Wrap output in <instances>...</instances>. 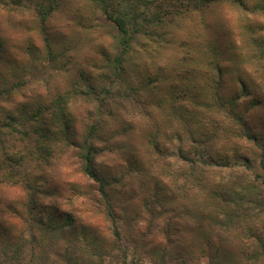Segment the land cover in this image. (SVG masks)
Returning <instances> with one entry per match:
<instances>
[{
	"label": "rangeland",
	"instance_id": "rangeland-1",
	"mask_svg": "<svg viewBox=\"0 0 264 264\" xmlns=\"http://www.w3.org/2000/svg\"><path fill=\"white\" fill-rule=\"evenodd\" d=\"M152 1L154 7L143 13L157 22L142 32L130 23L127 67L106 79L99 77L107 63L102 52L112 59L122 48L113 39L120 36L118 30L101 9L63 0L66 5L42 24L38 9L46 0H0V79L12 75L18 78L15 85L25 84L16 87L7 107L34 105L36 97L46 104L80 72L88 84L110 91L79 96L72 108L80 137L93 123L100 125L90 142L102 151L97 170L107 180L115 178L106 189L112 208L90 193L97 184L82 175L73 153L50 165L28 159L16 171L20 175L30 169L41 189L39 205H45L48 216L70 213L75 226L90 225L89 232L106 239L117 226L122 253L127 249L136 264L140 259L159 264L163 249L166 264L181 254L189 258L187 264H213L212 259L249 264L246 256L264 234V218L250 223L254 229L257 224L258 236L244 246L216 228H196L190 210L192 198L203 191L200 185L210 189L238 182L264 196V51L256 44L264 40V11L252 8L264 6V0H167L175 2L172 8L163 0ZM173 8L178 15L170 19L173 14L167 13ZM47 37L57 54L69 51L59 55V70L47 60ZM217 83L222 105L212 95ZM89 92L83 88L82 93ZM231 110L240 121H230ZM242 124L252 139L238 137ZM193 131L198 141L191 138ZM185 177L186 185L179 187ZM4 191L0 185L3 203L21 197L20 187ZM88 207L96 213L87 212ZM67 229L71 233L73 228ZM39 250L29 244L24 262H35ZM108 261L118 263L116 258Z\"/></svg>",
	"mask_w": 264,
	"mask_h": 264
},
{
	"label": "trees",
	"instance_id": "trees-1",
	"mask_svg": "<svg viewBox=\"0 0 264 264\" xmlns=\"http://www.w3.org/2000/svg\"><path fill=\"white\" fill-rule=\"evenodd\" d=\"M82 1L94 9H101L120 35H114L113 39L118 46L120 45L119 47L122 50L112 59L102 52L107 63L101 67L103 73H100L99 77L109 79L110 73L111 75L115 74V76L121 75L127 67L126 57L132 49L128 26L131 22H134L142 32L148 30L149 23L157 22V18L155 20L150 18L148 13H143L151 11L154 7L153 1ZM163 1L166 2L168 8L175 5V2ZM188 2L184 6L191 3V1ZM63 4V0H59V2L58 0H46V4L40 3L38 9L40 22L46 24ZM258 7H261L260 9L264 11V6L261 5H255L252 8L257 9ZM177 12V9L173 8L167 14H173L170 19H174L178 15ZM158 20L161 23L163 22L161 16ZM253 31L256 32V30ZM256 42L260 48L263 47L264 51V40ZM46 49L47 60L53 62L54 68L59 70V55L66 56L69 51H62L61 54H57L55 50H52L48 37L46 38ZM93 68L99 69L97 65H94ZM219 76L221 78L222 74L220 73ZM11 77L12 75L6 81L0 79V185L4 186L5 191H16L17 187H20L21 197L13 196L10 200L5 201L6 204L2 202V195L0 197V264H112L108 260H115V258L118 261L117 264H136L134 257L128 259L129 255L125 253L127 249L124 250V254L122 253L123 250L119 245L122 241L121 234L115 226L116 219L111 209H109L108 216L111 217L112 220L110 221L115 228L111 232L112 237L106 239L100 237L97 233L89 232V230L91 231L90 225L75 226L70 213L48 216L45 205L42 207L39 205L40 199L37 192L41 189L39 185L33 183L30 169L20 172V175L16 171L24 167V163L28 162V159L30 161L34 159L38 164L45 162L44 164L50 165L51 161L73 153L72 156L76 160V166L81 163L80 171L82 175L97 184L96 189H92V187L90 193H97L100 200H103L108 208H112L111 204L108 203L110 196L106 189L115 182V178L107 180L97 170L96 159L102 151L97 145L90 142L96 138L100 125L93 123L86 133L80 137L77 130L78 117L74 112L75 109L72 108L74 106L72 100L77 99L79 96L88 97L89 94L97 96L102 93L108 94L110 91H102L103 88L88 84L90 79L88 77L83 78V74L80 72L79 78L75 79L70 87L54 92L46 104L43 103L40 97H36L34 105L26 103L25 107H22L10 104L7 107L6 101L19 91V88L16 87L22 86L23 88V85H25L19 82L15 85L14 82L18 78L17 76ZM84 87L90 92L82 93ZM218 89L219 83H217L215 92L212 95L216 97L217 103L222 105ZM100 106L101 109L104 107V100L101 101ZM228 118L234 122L236 119V121H240L242 117L231 110V114L228 113ZM240 128L241 136L238 137L252 139L244 124ZM191 138L193 140L197 139L194 131L191 133ZM8 140H11V142ZM4 145H8V147ZM181 157L184 160L191 161L184 155ZM17 174L19 177H16ZM185 178L186 181L181 183L179 187L183 188L186 185L188 178ZM231 183L228 182L227 185ZM225 185L213 184L210 189L206 185H200L199 190L203 191L199 192L200 198H192V209L190 210L192 211L191 216L196 220L195 227L198 229L216 228L223 232L225 236L248 246V239L253 238L255 234L258 236V233H256L257 224L255 225L256 229H254L250 223L264 218V196H260L254 186L248 184L243 185L234 182L230 186ZM87 212L96 213L89 207ZM68 226L73 228L70 230L71 233L67 229ZM79 233L83 235L80 236ZM50 239H52V242L49 241ZM29 244L40 248V250L39 254L36 255L35 262L25 263L24 255H26V247ZM118 250L121 252L120 255H118ZM160 253L162 257H160L159 264H166L164 260L167 256L166 250L163 249ZM246 259L249 264H264V234L261 233L259 236L257 245H252ZM188 260L189 258L182 254L170 258L171 264H187ZM211 261L216 264V260L212 259ZM137 262L138 264L143 263L141 259L140 262L139 260Z\"/></svg>",
	"mask_w": 264,
	"mask_h": 264
}]
</instances>
